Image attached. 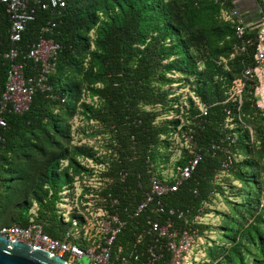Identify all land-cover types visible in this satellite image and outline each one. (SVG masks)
<instances>
[{
	"label": "trees",
	"instance_id": "obj_1",
	"mask_svg": "<svg viewBox=\"0 0 264 264\" xmlns=\"http://www.w3.org/2000/svg\"><path fill=\"white\" fill-rule=\"evenodd\" d=\"M63 2L64 6L59 9L36 10L17 44L19 62L26 47L43 35L42 29L48 28L50 31L44 36L51 37L61 50L48 77L52 97L36 91L23 112L2 115L5 127L0 128V208L25 179L22 170L5 167V154L15 151L17 155V148H21L19 153L26 164L31 165L42 156L46 164L43 181L36 183L33 202L20 203L18 214L10 223L0 219V226H25L31 218L48 236L59 237L67 226L58 209L60 192L63 187H70L75 177L81 181V174L90 175V170L82 165L86 159L106 164L100 177L111 180L110 191L118 201L120 216L125 217L142 199L148 177L146 166L166 164L172 156L169 138L179 119L158 118L168 114L171 101H175L169 97L168 87L173 84H178L179 88L187 85L199 101L208 106L206 117L200 121L193 119L197 111L191 108L192 102L188 99L190 115L182 117L184 124L179 135L191 128L197 145L207 147L211 142H218L225 133L234 132L236 142L230 147L232 163L220 183H213V173L219 169L223 156L220 152L213 157L206 154L191 178L164 198L166 206L196 210L203 203H210L212 189L228 205L234 207L233 200L237 197H246L244 203L248 204V186L254 185L264 159V117L259 115L253 102L251 84L246 83L240 116L243 125L252 130V140L243 125L236 121L235 130L223 128L222 109L227 107L235 112L231 103H221L225 99L224 90L237 84L241 69L251 64L249 56L232 54L236 43L234 24L231 18L225 19L224 14L232 8L236 10L234 0ZM7 26L0 4V92L9 66L2 56L10 45ZM24 63L25 67L30 66L27 60ZM175 72L180 77H167ZM81 86L90 98L98 101L97 107L82 105V108L87 118L103 124L109 135L110 144L101 145L107 154L98 152L96 147L68 145V126L61 117L67 119L73 114ZM58 110L60 113L54 112ZM39 138L46 145L36 143ZM146 158L148 165L144 162ZM187 158L182 154L172 163L173 167L182 166ZM119 169L127 172L123 181L116 177ZM193 189L196 194L192 193ZM259 195L255 197V210L259 206ZM122 208L126 211L122 212ZM209 211L206 208L200 214L203 216ZM263 217L264 200L256 219L264 220ZM162 219L163 216H159L160 222ZM173 221L176 227L181 225L178 220ZM192 228L201 236L206 227L197 224ZM220 248L222 250L223 246ZM230 254L224 257L225 264H242L238 251L232 249ZM252 264H264V260H254Z\"/></svg>",
	"mask_w": 264,
	"mask_h": 264
},
{
	"label": "built area",
	"instance_id": "obj_2",
	"mask_svg": "<svg viewBox=\"0 0 264 264\" xmlns=\"http://www.w3.org/2000/svg\"><path fill=\"white\" fill-rule=\"evenodd\" d=\"M7 17V38L10 43L3 53L9 66L6 70L4 86L0 92V128L5 127L2 118L4 113L19 114L23 112L36 91L52 97L48 81L53 72L55 61L61 47L51 37H45L48 28L32 42L18 60V42L25 25L33 20L36 10H53L64 6L63 0H0ZM224 18H231L236 43L232 47V54H245L250 57L251 64L240 71V80L231 88L224 90L225 99L222 104L231 103L235 112L224 107L225 115L223 128L231 131L237 124L243 125L240 116L242 91L246 83L255 88L253 77L256 72H264V22L260 24L258 32L250 33L241 14L233 8L224 14ZM30 62L25 67L24 61ZM199 69V68H198ZM224 69L226 67L224 66ZM178 86V84H174ZM255 107L261 117H264V105L258 104V98L250 91ZM169 97L175 98L171 109L164 120L179 119V124L170 136V150L172 156L168 163H158L146 166L148 177L146 189L142 199L125 217L120 216L118 201L110 191L111 180L101 179L100 173L106 164L96 163L90 159L82 165L90 170V175L81 174V181L75 177L70 187H63L58 204L59 213L66 229L59 237L48 236L40 224L31 218L25 226L12 224L0 226V235L10 241H20L37 247L65 260L66 264L77 263L84 259L86 264H183L184 257L190 251L199 234L193 225L204 224L200 211L209 208L203 203L200 208L167 207L164 198L175 193L179 186L191 178L203 157H210L220 152L223 159L219 169L213 173V183L221 182L232 163L230 147L236 142L234 132L225 133L218 142H211L209 146L197 145L193 137V130L187 129L179 135L183 126V116L190 115L188 99L192 102V109L197 113L193 119L199 121L207 116L208 106L189 90L186 85L179 89V93L171 92ZM236 118L234 120L233 116ZM247 130L250 141L252 130ZM177 138H180L177 141ZM1 140V139H0ZM182 154L188 158L182 166L173 167L172 163ZM148 165V158L145 159ZM169 171V172H167ZM127 172L123 169L116 171V177L123 181ZM222 185V184H221ZM107 189V191H106ZM196 194V190H192ZM210 199L217 196L214 189L209 191ZM122 212L126 209L122 208ZM194 211V213H193ZM67 214V219L64 215ZM163 216L162 222L159 216ZM191 216V217H190ZM173 220L181 225L176 227Z\"/></svg>",
	"mask_w": 264,
	"mask_h": 264
},
{
	"label": "rangeland",
	"instance_id": "obj_3",
	"mask_svg": "<svg viewBox=\"0 0 264 264\" xmlns=\"http://www.w3.org/2000/svg\"><path fill=\"white\" fill-rule=\"evenodd\" d=\"M89 35L92 36V33H89ZM167 77L175 79L180 76L175 72L167 75ZM81 88L79 98L74 103L73 114L69 117L64 115V117H68L67 119L61 117L68 126L70 138L68 145L96 147L98 152L107 154L101 145L110 144L109 135L106 134L103 124L89 120L87 114L83 113L85 112L84 108H82V105L97 107L98 101L95 97L90 98L88 96L85 87L81 86ZM168 88L169 91L171 90L170 92L179 93L180 88L174 84ZM54 112L60 113L59 110ZM164 117L165 114L158 119H163ZM179 140L180 138H177V141ZM36 143L46 145L41 143L40 138ZM45 148L50 151L49 147L45 146ZM17 150V155L15 151L5 154L7 164L5 167L10 170H22L21 173L25 178L18 185V191L14 194L11 193L12 195L9 194L8 201L6 204H2V208H0V219L9 223L20 211L18 206L20 203L26 201L31 204L33 202L36 183L43 181L42 175L46 164V158L43 156L42 158L38 157L34 163L30 162L33 163L31 165L26 164L19 153L21 148H17ZM254 181V185L250 184L252 186H248L250 187L248 189V193H250L248 204L244 203L246 197L235 198L233 200L236 203L234 207L232 204L228 205L221 196H215L210 199L208 204L210 211L206 213L202 220L206 228L203 229L204 231L199 236V239L194 241L190 251L184 257L183 264H225L224 257L231 255L232 249L238 251L242 264H252L254 260H264V220L256 219L264 200V159H262V166L257 171ZM258 189H261V191L258 192ZM260 192L263 198L260 197ZM256 195H259V206L255 210ZM64 217L67 219V214ZM250 226L253 228H250ZM231 238H233V241H230ZM208 246L211 247L208 248ZM221 246H223L222 250L221 248L219 249ZM73 264H86V262L82 259ZM234 264L238 263L235 262Z\"/></svg>",
	"mask_w": 264,
	"mask_h": 264
},
{
	"label": "water",
	"instance_id": "obj_4",
	"mask_svg": "<svg viewBox=\"0 0 264 264\" xmlns=\"http://www.w3.org/2000/svg\"><path fill=\"white\" fill-rule=\"evenodd\" d=\"M0 264H66L56 255L20 241H10L0 235Z\"/></svg>",
	"mask_w": 264,
	"mask_h": 264
},
{
	"label": "crops",
	"instance_id": "obj_5",
	"mask_svg": "<svg viewBox=\"0 0 264 264\" xmlns=\"http://www.w3.org/2000/svg\"><path fill=\"white\" fill-rule=\"evenodd\" d=\"M234 4L250 33H257L260 24L264 22V0H234ZM253 82V94L258 98V104L264 105V72H256Z\"/></svg>",
	"mask_w": 264,
	"mask_h": 264
}]
</instances>
